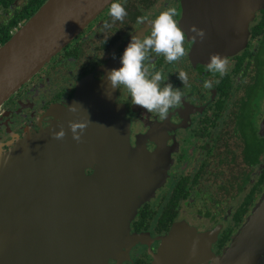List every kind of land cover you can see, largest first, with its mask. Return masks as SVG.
<instances>
[{"label": "flooded vegetation", "instance_id": "flooded-vegetation-1", "mask_svg": "<svg viewBox=\"0 0 264 264\" xmlns=\"http://www.w3.org/2000/svg\"><path fill=\"white\" fill-rule=\"evenodd\" d=\"M48 1L0 0V29H6L9 37L0 41V48ZM118 2L128 13L123 22H112L107 7L1 105L0 144L6 145L13 138L17 144L28 134L49 127L58 115L53 106H66L73 100L78 83L87 76L103 78L101 69L121 58L132 36L148 35L147 21L169 6L177 9L181 26L183 0ZM138 17H144L145 23H138ZM105 21L110 28H104ZM203 23L213 26L215 15ZM183 30L187 33V55L167 63L163 56L152 53L155 67L150 68L153 73L160 71L165 83L184 93L179 107L161 120L157 114L133 105L123 87L112 99L126 112L127 119L134 116V122L130 118V143L138 159L154 158L144 167L152 168L135 180L141 185L142 203L130 224L132 239L109 260L110 264H154L163 238L178 224L209 235L211 249L219 255L264 195V5L249 24L246 47L227 57L229 71L223 78L206 70L208 60L204 55L209 59L211 53L202 47L207 39L218 42L219 36L206 33L203 42H193V34ZM64 68L67 71L63 72ZM179 71L187 72L188 87L178 79ZM216 79L220 82L213 89L203 87L205 80ZM5 151L10 149L6 147ZM129 169L120 180L116 177V183L127 182L128 174L134 176Z\"/></svg>", "mask_w": 264, "mask_h": 264}, {"label": "water", "instance_id": "water-1", "mask_svg": "<svg viewBox=\"0 0 264 264\" xmlns=\"http://www.w3.org/2000/svg\"><path fill=\"white\" fill-rule=\"evenodd\" d=\"M111 2L49 0L0 48V107ZM263 5L264 0H183L181 26L188 31L195 25L211 37L219 36L218 42L206 38L202 47L228 57L246 47L249 24ZM211 15L215 24L208 27L203 22ZM109 104L107 115H112L117 107L112 100ZM261 128L264 132V122ZM52 133L50 128L33 138L28 134L8 154V164L0 163V264H108L132 239L130 222L142 203L141 185L135 180L152 168L144 167L154 157L138 159L129 129L118 127L101 170L62 206L55 196L62 187L57 170L65 148ZM126 168L134 176L128 174L127 182L116 183ZM209 239L187 224H178L163 238L160 260L163 264H264V195L221 254L212 251Z\"/></svg>", "mask_w": 264, "mask_h": 264}, {"label": "clouds", "instance_id": "clouds-1", "mask_svg": "<svg viewBox=\"0 0 264 264\" xmlns=\"http://www.w3.org/2000/svg\"><path fill=\"white\" fill-rule=\"evenodd\" d=\"M109 16L112 22H123L127 16L124 5L118 0H113L109 7ZM178 11L175 7L169 6L166 10L152 20L147 21L150 25V33L144 36H132L130 43L125 48L121 56V67L114 68L107 73L108 87L114 91L123 87L127 90L131 103L146 110L148 113H155L161 120L167 118L169 111L180 106L184 93L180 88H175L172 83H165V77L160 71L154 73L150 68L155 65L151 63V54L163 56L167 63L177 62L187 55L184 47L186 32L178 23L176 17ZM138 23H145L144 17L137 18ZM104 28H110L108 21L104 22ZM189 32L193 35L191 40L201 42L206 37L204 29L197 28L195 25L189 27ZM229 59L219 53L210 54L209 62L206 64V70L223 78L229 71ZM178 79L184 87L189 86V77L187 72L179 71ZM219 79L205 80L203 87L213 89L218 84ZM79 102L74 101L67 105V110L71 113H78L82 108ZM89 114L86 118L80 120L68 121V127L72 133V139L77 143L82 141L83 133L90 123ZM54 139L62 140L66 132L61 124L59 131L52 133ZM16 145V139L13 138L6 145L0 144V163L7 165L10 159L8 154ZM10 149L6 152L5 148ZM199 241H194L192 245V256H195Z\"/></svg>", "mask_w": 264, "mask_h": 264}, {"label": "rangeland", "instance_id": "rangeland-1", "mask_svg": "<svg viewBox=\"0 0 264 264\" xmlns=\"http://www.w3.org/2000/svg\"><path fill=\"white\" fill-rule=\"evenodd\" d=\"M109 65L101 69L105 74L103 78L98 79L94 74H91L80 81L75 97L66 106L55 104L52 108L58 115H55V120L47 128H51L52 132L59 131L62 124L66 132V136L60 140L61 145L65 149L63 155L60 157L61 164L57 170V178L59 184L62 185V187H59V193L55 196V202L59 205L63 206V204L78 196L85 189L89 180L101 170L103 164L106 162L107 154L112 147V141L115 139L116 129L125 126V128L129 129V132L132 130V122H134L132 117L134 116L130 115L131 122L130 118H126V112L124 113L119 106H117L112 115H107L111 110L109 101L118 93V89L112 91L108 87L106 77L107 73L111 70ZM121 66L120 59L116 61L112 69ZM65 71H67L66 68L63 69V72ZM74 101L83 105L78 113H71L67 110V105H71ZM88 114L91 122L83 133L82 141L77 143L72 139L68 121L86 118ZM47 128L42 127L40 131L33 132L31 138L41 132L44 133L48 130ZM52 181V184L56 183L55 179ZM163 250L155 256L158 264H163L160 260L164 253ZM108 264L110 263L108 262Z\"/></svg>", "mask_w": 264, "mask_h": 264}, {"label": "trees", "instance_id": "trees-1", "mask_svg": "<svg viewBox=\"0 0 264 264\" xmlns=\"http://www.w3.org/2000/svg\"><path fill=\"white\" fill-rule=\"evenodd\" d=\"M35 10L32 12V14H34L36 12V9L37 8H34ZM130 19H133V18H130ZM4 38L5 39H8L9 37H7V30L2 28L0 29V41H4Z\"/></svg>", "mask_w": 264, "mask_h": 264}]
</instances>
